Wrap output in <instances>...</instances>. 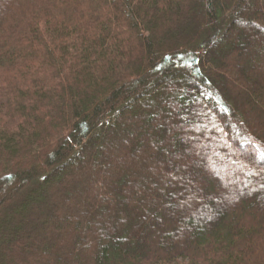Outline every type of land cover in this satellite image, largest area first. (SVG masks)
I'll use <instances>...</instances> for the list:
<instances>
[{
  "label": "trees",
  "instance_id": "1",
  "mask_svg": "<svg viewBox=\"0 0 264 264\" xmlns=\"http://www.w3.org/2000/svg\"><path fill=\"white\" fill-rule=\"evenodd\" d=\"M0 264H264V0H0Z\"/></svg>",
  "mask_w": 264,
  "mask_h": 264
}]
</instances>
